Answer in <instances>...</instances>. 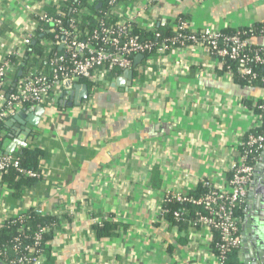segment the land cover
I'll list each match as a JSON object with an SVG mask.
<instances>
[{
	"label": "crops",
	"instance_id": "0c3cea01",
	"mask_svg": "<svg viewBox=\"0 0 264 264\" xmlns=\"http://www.w3.org/2000/svg\"><path fill=\"white\" fill-rule=\"evenodd\" d=\"M55 1L64 0H0V61L8 52L20 56L12 57L17 68L9 69L8 87L25 71L19 68L26 51H20L21 32L36 14L53 12ZM116 14L140 28L151 22L172 27L185 19L195 32L233 30L264 23V0H123ZM248 42L264 46V36ZM169 57L154 58L155 76L138 62L128 89L112 87L124 72L110 76L103 89L73 81L87 88L88 97L80 105H68L74 98L64 94L69 89L53 88L46 105L27 107L43 112L25 141L21 135L9 137L15 125L10 118L4 122L1 149L24 142L46 156L38 166L40 180L19 198L0 182V224L32 209L57 217L58 226L46 243V264L209 262L214 237L197 234L190 246L187 230L160 223L158 199L169 183L183 176H226L234 144L255 122L246 102L264 100V88L200 76L207 69L205 58L193 53ZM165 67L167 76L160 79L157 73ZM17 145L14 154L23 149ZM109 215L127 228L117 237L98 240L92 225Z\"/></svg>",
	"mask_w": 264,
	"mask_h": 264
},
{
	"label": "built area",
	"instance_id": "2783aa9c",
	"mask_svg": "<svg viewBox=\"0 0 264 264\" xmlns=\"http://www.w3.org/2000/svg\"><path fill=\"white\" fill-rule=\"evenodd\" d=\"M86 2L92 5L95 0H86ZM57 3L58 1H55L54 4ZM119 4V0L106 1L113 19H116L114 22L106 21L99 14L93 13L89 7L79 11L80 16L91 17L95 23L92 31L86 33L78 32L74 18H70L64 26L60 18L63 15L61 13L36 14L34 22L29 23L21 32L20 51L24 53L29 41L40 31L39 23L48 24L51 28L47 32L52 36L40 42L46 62L44 66L37 62L31 65L16 80L12 90L7 92L10 80L9 69L13 65L11 57H15L16 60L20 56L11 52L5 54L0 61V123H4L25 106L46 105L50 91L55 87L64 88L68 80L71 82L85 80L96 88H106L110 76L136 68L133 66L134 58L139 55L142 56L139 64L142 63L145 72L152 76H155L151 66L156 56L167 58L176 55L179 58L188 52L205 58L204 66L207 69L203 73L200 72V76L204 75L207 78L220 76L232 81L234 75H238L240 78L258 80L264 88V76L260 77L252 67V65L264 64V51L248 42L250 38L260 35L254 29L248 28L244 32L236 30L231 34L209 28L195 32L189 29L185 21H179L173 26V37L164 40L156 48L151 41L140 40L130 33L135 23L131 19L124 20L121 15L116 14ZM24 8L29 9V6L24 5ZM142 30L153 34L156 38L159 37L155 22L147 24ZM259 33H264V30H260ZM32 58L36 59V55L32 54ZM226 60L234 63V70ZM173 61H175L174 65L180 68L179 62L176 59ZM185 64L183 61V65ZM14 65L17 68L16 62ZM165 68L157 73L160 79L167 76V67ZM51 77L50 83L48 79ZM247 108L255 122L234 144L236 153L230 158L228 166L223 171L226 176L178 178L176 184L169 183L162 191L156 206L160 223L171 225L176 229L178 228L173 225L174 222L187 221L184 217V208L170 212L174 221L172 223L166 218V214L169 213L166 209L168 203L176 202L182 207L194 206L200 209L188 222L192 226L186 234L189 245L196 243L194 237L197 234L209 238L213 236V232L218 234V241L211 251V258L204 264H225L227 254L238 253L241 249V217L237 216L236 212L243 209L253 172L264 150V132L259 134L252 132L255 128L264 126V100L258 103L257 114ZM222 140H219L218 147L223 146ZM148 147L150 148L147 146L145 149ZM160 163L159 159L155 161L157 166ZM10 167L28 176H36L34 172L19 169V159L16 154L0 152V182L3 173ZM160 170L163 171L162 168ZM198 185L203 191L196 196L193 190ZM35 213L40 216H52L41 210H35ZM23 219L24 213L7 219L0 224V227L21 223ZM44 231L46 230L40 229L36 233L27 234L22 226H18L16 235L11 239L12 254L8 255L5 248H2L5 246H0V261L4 264H46L45 254L41 249V234ZM192 264H201V262L196 261Z\"/></svg>",
	"mask_w": 264,
	"mask_h": 264
},
{
	"label": "trees",
	"instance_id": "16d2710c",
	"mask_svg": "<svg viewBox=\"0 0 264 264\" xmlns=\"http://www.w3.org/2000/svg\"><path fill=\"white\" fill-rule=\"evenodd\" d=\"M107 0H95V2L92 5H88L86 0H64L63 2L60 1L58 4H56L53 7V12L55 13H61L63 15L60 16L62 18V24L64 26L67 25L68 21L70 18H74L76 21V29L80 33H86V32H91L92 29L95 26V23L91 19V17L87 16H80L79 11H81L85 7H89V9L95 13L99 14L102 16V18H105V20L109 22H114L116 19H113V15L110 13L111 11L107 8L106 5ZM123 1V0H119ZM101 4L99 8H96L97 4ZM179 21H187L185 19H178L175 24H177ZM174 24V25H175ZM173 25V26H174ZM188 25V23H187ZM173 26L170 27L166 24H158L156 26V31L159 33V37L156 38L153 34L149 32H145L142 30V28L138 27L137 25H133L130 33L134 36H136L140 40H148L151 41L152 44L156 45V48L161 45V43L169 39L170 37H173L174 35V29ZM51 26L48 24H43L39 23V29L35 36L29 41L28 45L26 46V51L25 55L21 59V62L19 64V68H21L23 71L28 69L31 65H33L35 62L39 63L41 66L45 65V58L43 56V48L40 46V42L43 39H48L51 38L52 34L47 32L48 29H50ZM248 28L254 29L259 36H264V33H259L260 30H264V23L261 24H254L249 27H240L237 29H225L222 30L221 32L224 34H231L236 30H239L241 32L246 31ZM35 42V44H32ZM155 48V49H156ZM258 48L262 49L264 51V46H259ZM56 51L58 52V48H56ZM155 53V50L154 52ZM32 54L36 55V59L32 58ZM13 58L11 57V60ZM227 64L231 66V68L234 70L235 65L232 61L226 60ZM253 69L256 71L258 75L264 76V64L261 65H252ZM22 74H20L21 76ZM20 76H16L15 79H19ZM52 80V77L48 79V82ZM84 82L89 83L88 81L83 80ZM233 83L245 87V86H251V85H257L261 86L260 82L258 80H249V79H244L240 78L238 75H234ZM51 83V82H50ZM91 85V83H89ZM262 87V86H261ZM12 87L10 86L7 88V92L11 91ZM261 102V100L258 101H247L246 105L252 109L256 114L259 113L257 110V105L258 103ZM24 108H27L26 106ZM4 123H0V130L3 129ZM253 133H261L264 132V126L255 128ZM2 138L0 137V141ZM0 150L4 151V148L1 149L0 145ZM16 156L19 159V169L23 171H30L36 173V176L31 177L26 175L25 173H21L17 169L14 168H8V170L3 173L1 177V181L6 183L7 187L11 191V194L15 198H19L21 196V193L31 187L36 181L40 180L41 175L38 170L39 163L44 157L46 156V153L43 149L40 148H23L21 149L18 153H16ZM154 181L156 183V176H154ZM154 186H158L156 183ZM194 195L200 194L203 190L202 188L198 185L194 188L193 190ZM184 208V217L186 218V222H174L173 219L171 218V213L172 211L175 210H181ZM166 209L169 211V213L166 214L167 220L171 221L173 225H176L178 230H188L191 225L188 224L190 217L193 216V214L200 210L197 207L194 206H186L182 207V205L176 203V202H170L166 205ZM237 216L241 217V222L243 219V213L242 210L236 212ZM18 226H22L27 234L31 233H36L40 229H45L44 233L41 234V249H43L44 254L49 256V248L46 246V243L49 242L52 238V233L55 230V228L58 226V218L55 216H40L35 213V211L29 210L28 212L24 213V219L21 223H13V224H7L5 226L0 227V246H5L2 248H5L6 252L8 255L12 254L11 253V239L13 238L14 235H16V228ZM93 230L95 231L96 237L98 240H106V239H111L113 237L118 236V232L120 229L123 231L126 230L127 226L122 225L120 222H117L114 220L112 215H109L106 219L102 220L99 223H94L92 225ZM213 237H214V244L215 245L218 241V234L217 232H213ZM28 242V241H27ZM30 242V241H29ZM225 264H237V253L236 252H231L226 255L225 258Z\"/></svg>",
	"mask_w": 264,
	"mask_h": 264
},
{
	"label": "water",
	"instance_id": "95a60500",
	"mask_svg": "<svg viewBox=\"0 0 264 264\" xmlns=\"http://www.w3.org/2000/svg\"><path fill=\"white\" fill-rule=\"evenodd\" d=\"M101 4H97L96 8H99ZM32 44H35L33 42ZM142 59L139 55L134 58V67ZM21 72H18L20 76ZM133 78V71H125L123 76L117 79L112 87H123L128 89L131 87ZM70 88L74 89V93L70 92ZM64 89H69L68 92H64L66 95L74 94L72 102L68 105H80L81 102L88 97L87 88L85 85L73 84L71 81H66ZM78 90L80 92L78 93ZM61 97H63V95ZM63 101H61L62 104ZM43 112L42 108H23L18 111L9 120V124H14V132L9 136L21 135L23 141L31 134V127H36L38 123V117ZM26 124L30 125L27 127ZM17 143H10L8 148L3 152L5 154H14V148ZM22 148H26V144H18ZM16 154V153H15ZM243 219L240 225V237H241V249L237 253V264H264V150L260 154L253 177L248 188V192L244 201ZM0 264H4L0 261Z\"/></svg>",
	"mask_w": 264,
	"mask_h": 264
}]
</instances>
